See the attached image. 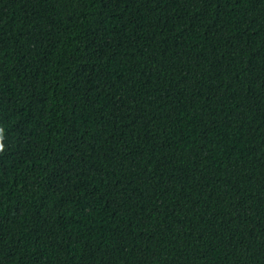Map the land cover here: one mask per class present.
<instances>
[{
  "label": "trees",
  "instance_id": "16d2710c",
  "mask_svg": "<svg viewBox=\"0 0 264 264\" xmlns=\"http://www.w3.org/2000/svg\"><path fill=\"white\" fill-rule=\"evenodd\" d=\"M0 264H264V0H0Z\"/></svg>",
  "mask_w": 264,
  "mask_h": 264
}]
</instances>
